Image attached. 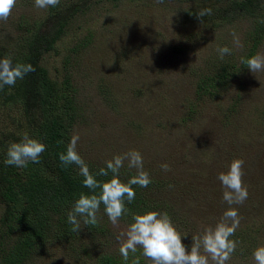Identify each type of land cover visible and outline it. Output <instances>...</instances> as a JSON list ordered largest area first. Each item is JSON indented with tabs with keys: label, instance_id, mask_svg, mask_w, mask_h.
<instances>
[{
	"label": "rangeland",
	"instance_id": "rangeland-1",
	"mask_svg": "<svg viewBox=\"0 0 264 264\" xmlns=\"http://www.w3.org/2000/svg\"><path fill=\"white\" fill-rule=\"evenodd\" d=\"M205 8L212 13L204 21L184 19ZM262 21L264 0H60L45 9L17 0L7 21H0V59L28 44L58 92L67 82L73 93L67 96L66 145L78 134L77 151L90 169L130 150L142 154L152 185L138 186L145 200L138 214L167 212L189 250L192 238L229 207L218 174L232 160L244 161L248 197L233 205L240 224L230 237L237 247L227 264H254V250L264 246V71L251 73L241 59L264 55ZM54 32L45 49L42 41ZM223 46L232 59L226 77H217L216 49ZM23 90L25 99L0 97L3 155L37 131L40 114L30 86ZM135 174L125 161L119 178L126 183ZM5 210L0 203L3 252L18 236L5 232ZM97 222L100 230L86 233L81 221L70 242L47 234L18 264H97L102 255L114 264H152L140 248L127 261L120 254L118 237L132 218L113 225L99 210Z\"/></svg>",
	"mask_w": 264,
	"mask_h": 264
},
{
	"label": "clouds",
	"instance_id": "clouds-1",
	"mask_svg": "<svg viewBox=\"0 0 264 264\" xmlns=\"http://www.w3.org/2000/svg\"><path fill=\"white\" fill-rule=\"evenodd\" d=\"M17 0H0V21H7ZM60 0H34V6L39 9L55 7ZM162 2V0H158ZM210 8L201 9L196 13L197 18L211 15ZM264 22V21H262ZM233 42L241 46L235 33ZM221 58L230 54L227 46L216 49ZM251 73L264 71V55L256 54L247 59L242 58ZM35 71L31 64H13L10 57L0 59V89L4 86H14L16 81L23 79L25 75ZM80 137L74 133L67 144L65 152L59 155L60 161L65 165H75L79 169V175L83 177V186L91 190V194L81 193L75 200L71 210L67 213V220L73 232L82 230L84 226L97 223V212L100 206L109 221L116 225L128 212L125 202L131 203L135 199L133 185L147 187L151 183L149 173L143 167L142 154L137 150L113 156L105 161V167L93 174L87 163L77 151V143ZM46 150L44 143L31 138L27 133L19 142H13L7 149L5 164L16 167H26L29 162L39 163L41 154ZM127 161L129 169H135L136 174L128 181L122 182L119 178L120 169ZM244 161L234 159L228 170L218 174L217 179L223 187V201L229 206L224 211L220 220L214 225L204 229L201 235L192 238L190 250L182 243V236L171 221L167 212L147 211L143 214H135L132 223L127 230L120 234V254L125 261L129 253H135L142 249L144 257L152 264H227L235 252L237 241L230 239L239 227L240 217L233 205H240L248 197L247 187L243 183ZM162 170L170 171L168 164L161 165ZM106 181L97 179V176L109 177ZM99 189V193L96 190ZM254 264H264V246L256 248L253 252ZM138 264V262H137Z\"/></svg>",
	"mask_w": 264,
	"mask_h": 264
},
{
	"label": "trees",
	"instance_id": "trees-1",
	"mask_svg": "<svg viewBox=\"0 0 264 264\" xmlns=\"http://www.w3.org/2000/svg\"><path fill=\"white\" fill-rule=\"evenodd\" d=\"M192 11L189 16L188 13H184V19L194 20L198 11L197 9ZM206 18L204 16L201 20L204 21ZM56 35L57 32H54L51 35L52 39L48 37L49 39L42 41L45 49L54 41ZM16 47L20 51L11 57L13 64H31L35 71L17 80L14 86H4L0 89V97L4 102H14V99L20 96L25 99L22 94L27 92L23 90V85L30 86L28 94L34 99L40 114L36 122L37 131L30 134L34 139L44 143L46 150L41 154L39 163L29 162L26 167L20 168L5 164L7 155L2 154L4 144L0 143V203L6 207L1 222L7 224L5 232L15 231L18 234L7 252L0 250V264H18L26 253L41 246L47 234L53 233L52 237L67 242L75 239L76 235L71 230L67 213L81 193L91 194V190L83 186V177L79 175L77 166H65L59 159V155L65 152L67 147L64 121L66 122L72 109L71 100L67 97L73 93L72 89L65 82V90L58 92L45 70L34 62L31 46L22 44ZM230 54L224 55L223 58L219 57L217 77H226L225 65L232 59L227 57ZM90 171L95 174L99 169ZM110 177L111 174L109 177L97 176V179L106 181ZM149 185H152V182ZM133 188L135 199L131 203L125 202L128 212L122 217L127 221L143 210L145 201L138 186L133 185ZM96 193H99V189ZM100 211H104L103 205L100 206ZM98 224L97 222L94 226H82L86 233H94L100 230ZM132 254L134 253H130L129 257ZM113 262L114 259L108 255H102L97 259V264Z\"/></svg>",
	"mask_w": 264,
	"mask_h": 264
}]
</instances>
